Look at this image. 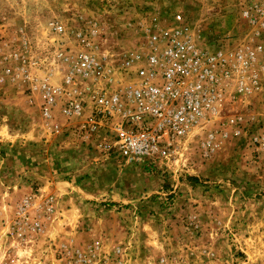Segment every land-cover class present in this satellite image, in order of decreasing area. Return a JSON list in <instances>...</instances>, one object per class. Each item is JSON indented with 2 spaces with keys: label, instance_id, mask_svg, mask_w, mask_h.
Returning <instances> with one entry per match:
<instances>
[{
  "label": "rangeland",
  "instance_id": "rangeland-1",
  "mask_svg": "<svg viewBox=\"0 0 264 264\" xmlns=\"http://www.w3.org/2000/svg\"><path fill=\"white\" fill-rule=\"evenodd\" d=\"M262 3L264 6V0H0V171L13 162L2 158L4 150L25 141L30 150L42 151L38 162L44 166L51 164L47 161L51 148L61 151L60 156L78 169L74 177L65 173L60 178L80 186L81 191L96 190L87 199L73 190L65 193L79 207H88L90 222L83 221L87 216L76 207L68 212L69 223L63 222L57 230L63 238L48 239L56 242L53 248L58 254V261L52 264H81L77 250L86 253L85 264H118L115 239L130 230L125 220L136 214L140 220L144 216L139 228L144 235L149 232L157 241L165 238L162 245L156 241L152 245L154 260H159V250L165 251L164 264L182 261L183 254L174 256L184 250L189 264H264V60L259 62L263 68L257 69L258 82L250 92H228L215 119L193 128L171 156L149 165L94 156V150L58 107L53 119L59 127L53 129L39 110L38 93L31 92L28 78L22 76L25 70L31 75L36 69L38 75L51 73L58 64L54 60L58 51L75 56L85 48L84 40L98 59L112 62L142 47L147 29L167 28L176 14L203 47L236 49L250 39L264 43V28L254 37L241 16L243 9ZM55 24L62 26L61 32L52 30ZM7 68L19 75L11 78ZM59 73L52 82H60ZM236 116L242 123L229 122ZM90 155L94 160L86 159ZM91 167L94 173H90ZM28 181L33 183L31 193L11 206L10 223L16 204L27 198L31 218L42 222V230L54 231V192L45 189L38 197L33 188L36 183ZM46 200L52 204L48 214L44 213ZM66 227L75 230V240L67 238ZM42 230L37 239L43 238Z\"/></svg>",
  "mask_w": 264,
  "mask_h": 264
},
{
  "label": "built area",
  "instance_id": "built-area-1",
  "mask_svg": "<svg viewBox=\"0 0 264 264\" xmlns=\"http://www.w3.org/2000/svg\"><path fill=\"white\" fill-rule=\"evenodd\" d=\"M241 16L258 36L264 28L263 3L243 9ZM51 28L63 29L57 24ZM83 46L75 56L58 51L51 73L22 72L31 92L40 97L43 118L57 130L53 110L58 107L99 155L143 165L168 158L193 128L215 119L228 92H250L264 60V43L252 39L236 49L198 45L180 14L167 28L147 29L142 47L112 62L98 59L86 40ZM5 72L11 78L19 75L9 68ZM56 72L61 75L58 83L51 81ZM242 121L236 116L229 122ZM44 205V213H50V200ZM29 206L27 198L15 206L10 225L15 239L26 240L42 230ZM76 256L81 264L88 261L86 253L77 250Z\"/></svg>",
  "mask_w": 264,
  "mask_h": 264
},
{
  "label": "crops",
  "instance_id": "crops-1",
  "mask_svg": "<svg viewBox=\"0 0 264 264\" xmlns=\"http://www.w3.org/2000/svg\"><path fill=\"white\" fill-rule=\"evenodd\" d=\"M1 141V140H0ZM20 145L15 144L4 150L2 158L13 160L10 163L8 168H5L4 171H0V264H52L53 261L56 262L58 254L56 253L57 249L53 248V245L56 243L54 241L50 242L48 239L55 238L56 241L60 238L58 229L63 222H68L66 216L68 217V212L75 211V207L78 208L84 215L83 221L90 222V215L88 212V207L78 206V201L71 199V195L65 196L66 192L74 191V194H84L85 199L87 194L91 198L96 190L95 188L88 187L86 190H80V186L72 185L68 183L63 178H60L61 175L65 173H70V176L74 177L78 169L77 165L70 164L69 162L60 156L61 151L57 152L54 148H51L47 157V161L51 162L49 166H44V164L38 162V159L42 158V151L30 150L25 141H19ZM25 143V144H24ZM88 146V145H87ZM89 147V146H88ZM89 150V149H88ZM93 150V149H92ZM94 156L101 157L98 152L93 151ZM95 157H88L89 160ZM49 159V160H48ZM53 162V163H52ZM56 168V170H55ZM90 173H94L95 168H89ZM49 172V173H48ZM31 179L36 183L35 190L39 191L49 189L54 192V231L53 230H42L41 236L43 238H38V235H34V239L31 241L27 240H18L10 235V213L9 209H12L13 204L16 200L30 195L31 183L28 181ZM51 185V186H50ZM76 188V190H74ZM82 189V188H81ZM81 192V193H80ZM74 195V196H75ZM66 198V199H65ZM97 199V198H92ZM64 204V207H63ZM87 204V203H86ZM12 206V207H11ZM11 207V208H10ZM63 208V210H62ZM64 208H66L64 210ZM81 213V215H82ZM138 214L132 216V218L127 217L125 222H129L130 230L122 231L119 238L115 239V247L118 250V264H164L166 261L165 251L159 250L158 261L152 258L154 254L153 242H158V245H162L165 238H158V241L155 240L154 235L150 233L143 234L139 228H141L140 223L142 219ZM131 219V220H129ZM82 221V222H83ZM133 224H136L133 225ZM125 225H128L125 224ZM67 228V231L70 235H67V238L75 240L76 232L71 228ZM45 232V233H44ZM168 238H166L167 240ZM60 245V242H57ZM57 247V246H56ZM55 247V248H56ZM59 247V246H58ZM174 249L175 244H173ZM179 254H183L182 261L176 262L175 264H189L188 251L184 250L181 253H177L174 257H178Z\"/></svg>",
  "mask_w": 264,
  "mask_h": 264
}]
</instances>
